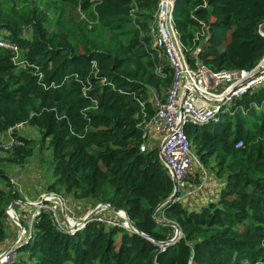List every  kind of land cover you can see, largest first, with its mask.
I'll return each mask as SVG.
<instances>
[{"label": "trees", "instance_id": "obj_1", "mask_svg": "<svg viewBox=\"0 0 264 264\" xmlns=\"http://www.w3.org/2000/svg\"><path fill=\"white\" fill-rule=\"evenodd\" d=\"M157 3L0 0V248L8 238L5 210L24 200L6 167H23L36 148L14 131L15 145L4 149V135L20 122L51 150L54 180L43 191L88 204L87 212L108 204L138 232L90 220L69 236L42 211L14 264H264V84L219 123L186 126L198 170L221 181L216 199L198 210L169 200L174 187L159 158L160 138L140 151L141 116L155 114L151 92L164 100L172 82L165 63L155 73L149 32ZM173 15L192 66L199 60L212 72L251 70L264 57L257 29L264 0H175ZM199 174L189 171L186 183L198 186ZM156 219L181 232L164 252L159 245L174 229Z\"/></svg>", "mask_w": 264, "mask_h": 264}, {"label": "built area", "instance_id": "obj_2", "mask_svg": "<svg viewBox=\"0 0 264 264\" xmlns=\"http://www.w3.org/2000/svg\"><path fill=\"white\" fill-rule=\"evenodd\" d=\"M174 3L175 0H158L153 14V23L150 26L152 49L159 61L155 73L161 75V64L165 63L171 69L172 82L164 100L155 92H151L155 114L151 118H147L146 113L141 116L140 126L144 143L140 151H145L147 142L160 138L159 158L161 155L164 159V162H161L162 165L168 171L171 180L173 178L176 183L172 200L182 203L180 192L185 188L190 167L193 162L200 166L186 137V126L219 123L224 116L233 115L236 111V101L247 92L264 84V57L251 70L212 72L207 70L199 60L192 66L175 29ZM260 35L264 37L261 30ZM203 36L204 33L201 34V37ZM200 50L201 46H198L194 56ZM26 126V122H20L6 132L4 135L6 139L2 141L5 150L15 145L13 132L16 131L19 134ZM241 146V141L235 144L236 148ZM207 178L208 173H203L201 183L193 188L190 194L198 192L207 182ZM30 203L35 206L27 210L23 218H20L19 213L13 209L14 205L21 204L20 201L14 202L5 210L6 220L13 225L16 234L8 246L0 248V264L15 263L18 256L17 250L31 241L34 222L42 211H49L56 229L69 236L82 231L90 220L122 228L128 233H135L124 213L113 212L108 204H97L84 215L75 217L66 206L65 199L57 194L45 192L37 201ZM62 204L66 211L64 216ZM97 207H99L98 212L90 217L89 214ZM58 213L61 214L64 223L59 220ZM108 214L112 215V218H108ZM175 241L172 238L169 242L160 244V252H164L166 246Z\"/></svg>", "mask_w": 264, "mask_h": 264}, {"label": "crops", "instance_id": "obj_3", "mask_svg": "<svg viewBox=\"0 0 264 264\" xmlns=\"http://www.w3.org/2000/svg\"><path fill=\"white\" fill-rule=\"evenodd\" d=\"M203 173L207 172L206 170L198 171L199 178L202 179ZM208 173V172H207ZM11 176H13V179L17 180L20 185H21V190L23 191L24 195V200H18L21 202V206L26 207L27 210L32 209L30 207H27L26 205L23 204H29L30 202H35L38 200L39 196L44 192L41 193L43 190L40 186V188L36 189L38 194L35 195L34 192H30L33 194V197H28L24 191L29 190L28 182H27V177L28 175L22 173L19 169L15 168L13 169ZM30 177V176H29ZM189 181H191L189 179ZM32 183V182H31ZM45 185V184H44ZM221 187V181L215 179L211 174H208L207 182L203 184L201 189L198 192H195L194 194H190V191L194 188L190 183H185V188L181 190L180 192V197H182V204L187 206L189 209H194L198 210L202 205L206 204L209 201H213L216 199L220 192ZM32 188V186H30ZM33 189V188H32ZM34 190V189H33ZM31 191V190H29ZM74 204V202H72ZM68 209L75 217H78L79 215H84L87 213V208L88 204H82V203H76V205L73 207L71 202L68 204ZM15 206L19 205H14L13 209L15 210ZM17 211V210H16ZM7 229H8V238L6 239V245L8 246V243H10L16 234V230L13 227V225L6 221Z\"/></svg>", "mask_w": 264, "mask_h": 264}, {"label": "rangeland", "instance_id": "obj_4", "mask_svg": "<svg viewBox=\"0 0 264 264\" xmlns=\"http://www.w3.org/2000/svg\"><path fill=\"white\" fill-rule=\"evenodd\" d=\"M42 8L44 10H46L47 7L45 5H42ZM19 135H22L24 137H27L28 139L33 140L36 144V148L34 149L33 156L31 158L27 159V162L25 163V165L23 167L18 168V169L22 173L28 175L27 182H28L29 190H32V188H33L34 194L37 195L38 192L36 189L40 188V186L42 188L44 186V184L48 185L51 182H53V180H54V178L51 174V169H50L51 150L48 149L46 142L42 143L41 136H40L38 130L35 128H31L27 125L24 130L20 131ZM5 139L6 138L4 136L3 141ZM194 163H196V162H194ZM196 165L192 163L189 171H191V170L199 171L198 170L199 166L197 163H196ZM13 169H15V168H13ZM13 169H10V167L7 166L6 167L7 174L9 175L10 173H12ZM30 186H32V188H30ZM29 190H25V191H29ZM20 191H22V190H20ZM42 192H44V191L42 190L41 193ZM64 199H65L67 207L69 206L68 205L69 202H71L73 207L76 205V203H74V204L72 203L73 201L71 200V198L69 196L65 197ZM15 210H17V212L19 213V217L23 218V215L27 211V208L19 205V206H15ZM58 214H59V220L62 223H64L61 214L60 213H58ZM6 221H8V220H6ZM5 246H6V243H3L1 245V248L5 247Z\"/></svg>", "mask_w": 264, "mask_h": 264}, {"label": "water", "instance_id": "obj_5", "mask_svg": "<svg viewBox=\"0 0 264 264\" xmlns=\"http://www.w3.org/2000/svg\"><path fill=\"white\" fill-rule=\"evenodd\" d=\"M263 25H264V21L261 22L260 24H258V26H257V29H258L259 34H260L261 26H263ZM199 66H200V64H199ZM200 67H201V66H200ZM160 160H161V162H162V161L164 162V159L162 158L161 155H160ZM172 183H173V187H174V192H173L172 196L169 198V200H171V199L174 197L175 190H176V183H175V180H174L173 178H172ZM14 202H16V201H14ZM14 202H13V203H14ZM13 203L10 204V206H12ZM23 205H26L27 207H30V208H32V207L35 206V204H33V203L23 204ZM163 205H164V204L160 205V206L155 210V212H157V210L160 209ZM109 207H110V209H111L113 212L121 211V210H117V209L113 208V207L110 206V205H109ZM98 209H99V207H97L96 209H94V210L89 214V216L92 217L94 214H96V213L98 212ZM121 212H123L124 215L126 216V218L129 220L127 214H126L124 211H121ZM65 214H66L65 207H64V205L62 204V215L64 216ZM156 221H157L158 224L165 225V226H170V227H172V228L174 229V236H173L174 241L177 240V239H179V238L181 237V232H180V230H179V228H178V226H177L176 224L171 223V222L159 221V220H157V219H156ZM129 222H130L131 227L135 230V232L138 233L137 230H136V227L134 226V224H133L130 220H129ZM19 224H20V223H19Z\"/></svg>", "mask_w": 264, "mask_h": 264}, {"label": "clouds", "instance_id": "obj_6", "mask_svg": "<svg viewBox=\"0 0 264 264\" xmlns=\"http://www.w3.org/2000/svg\"><path fill=\"white\" fill-rule=\"evenodd\" d=\"M100 204H102V203H100Z\"/></svg>", "mask_w": 264, "mask_h": 264}]
</instances>
